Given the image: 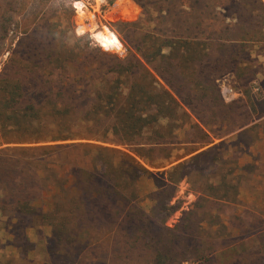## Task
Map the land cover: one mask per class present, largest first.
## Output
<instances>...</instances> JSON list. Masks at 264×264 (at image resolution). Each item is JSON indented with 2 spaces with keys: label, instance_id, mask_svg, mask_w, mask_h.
<instances>
[{
  "label": "trees",
  "instance_id": "trees-1",
  "mask_svg": "<svg viewBox=\"0 0 264 264\" xmlns=\"http://www.w3.org/2000/svg\"><path fill=\"white\" fill-rule=\"evenodd\" d=\"M47 1L0 0L2 216L82 237L81 264H216L210 224L240 202V160L258 137L218 81L252 62L248 43L264 51V0H135L142 16L118 24L124 57L81 43ZM232 132L239 154L224 157ZM183 178L202 195L170 228Z\"/></svg>",
  "mask_w": 264,
  "mask_h": 264
},
{
  "label": "rangeland",
  "instance_id": "rangeland-1",
  "mask_svg": "<svg viewBox=\"0 0 264 264\" xmlns=\"http://www.w3.org/2000/svg\"><path fill=\"white\" fill-rule=\"evenodd\" d=\"M47 2L48 10L55 17L53 22H60L64 27L70 28L77 39L82 38L81 43L91 42L93 47L120 57L126 56L127 46L118 31V24L134 22L142 16V8L135 0H48ZM111 36L118 39L117 47H109L105 43V37ZM245 51L250 53L252 62L241 67L238 72L240 75L228 74L220 78L218 85L226 103L233 101L244 103L247 116L243 121H247V127L258 125V137L256 136V145L247 150L240 160L241 167H247L237 171L241 184L240 202L231 205L226 216H221V221L215 219L210 224L213 227L209 228V237L215 238L220 247L215 254L216 264H264V51L261 50V46L253 43H248ZM7 56L8 52L3 55L0 62L5 61ZM234 127L236 125L225 128V132ZM189 132L190 129L186 128L178 134L184 140L185 134ZM250 134L252 139L254 133ZM225 139L230 149L227 154L222 152L224 157L238 156L239 148L234 145L237 141L235 132L230 133ZM219 142L215 140V143ZM183 153L186 152H174L173 156L176 158V155ZM175 158L165 162L159 161L156 166L170 168L176 164ZM150 169L154 172L163 170ZM204 172L207 174L211 169L206 167ZM154 189L152 180L147 179L141 183L142 205L146 210L151 202L144 198ZM201 190L197 184L192 186L188 178L180 181L172 201L176 211L168 219V227L174 228L180 222L183 213L188 211L202 195ZM7 220L0 212V261L10 259V261L15 260L17 264H78L76 261L79 259L81 264L84 259L85 254L81 252L80 242L83 238H71L73 233H70V230L65 228L62 232L63 236L56 239L52 227L41 219L24 217L11 223ZM220 222L224 227L218 226ZM204 226L208 228L205 223ZM226 245L228 246L224 247Z\"/></svg>",
  "mask_w": 264,
  "mask_h": 264
},
{
  "label": "bare ground",
  "instance_id": "bare-ground-1",
  "mask_svg": "<svg viewBox=\"0 0 264 264\" xmlns=\"http://www.w3.org/2000/svg\"><path fill=\"white\" fill-rule=\"evenodd\" d=\"M105 43L107 44V46H118L119 45V41L115 36H111V37H105Z\"/></svg>",
  "mask_w": 264,
  "mask_h": 264
}]
</instances>
